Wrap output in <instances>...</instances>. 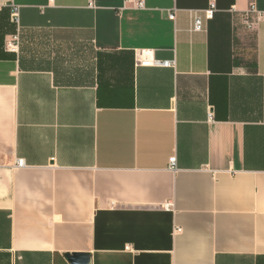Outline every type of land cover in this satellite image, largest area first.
<instances>
[{
    "label": "crops",
    "instance_id": "1",
    "mask_svg": "<svg viewBox=\"0 0 264 264\" xmlns=\"http://www.w3.org/2000/svg\"><path fill=\"white\" fill-rule=\"evenodd\" d=\"M142 2L0 0V264H264V0Z\"/></svg>",
    "mask_w": 264,
    "mask_h": 264
},
{
    "label": "built area",
    "instance_id": "2",
    "mask_svg": "<svg viewBox=\"0 0 264 264\" xmlns=\"http://www.w3.org/2000/svg\"><path fill=\"white\" fill-rule=\"evenodd\" d=\"M125 2H131V1H135L136 2V6L137 7H142L143 2L142 0H124ZM91 4V2H90ZM256 13L255 9L253 6H251L248 10V14H254ZM212 14H213V9H207L206 11H204V17L206 19H211L212 18ZM11 17L12 20L14 22H18V9L16 7L11 8ZM247 17V16H246ZM169 18L171 20H174V15L170 14ZM244 25L248 28H252L254 23L248 21L247 18H245L244 20ZM203 28V24H202V19L199 15H197L196 13H194L192 15V25H191V31L192 32H201ZM18 46H19V34H15L11 37L10 40H8L6 42V49L9 52H17L18 51ZM135 62L137 66H142V67H172L173 66V61H160L157 60L155 58H153L151 55H149V53L147 51H144L143 53H141L140 55H136L135 56ZM208 118H211V114H208ZM170 168L171 169H175V158L172 157L170 158ZM16 165L18 166H22V161H17Z\"/></svg>",
    "mask_w": 264,
    "mask_h": 264
},
{
    "label": "water",
    "instance_id": "3",
    "mask_svg": "<svg viewBox=\"0 0 264 264\" xmlns=\"http://www.w3.org/2000/svg\"><path fill=\"white\" fill-rule=\"evenodd\" d=\"M70 264H90V257L86 254H66Z\"/></svg>",
    "mask_w": 264,
    "mask_h": 264
}]
</instances>
